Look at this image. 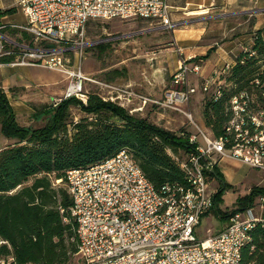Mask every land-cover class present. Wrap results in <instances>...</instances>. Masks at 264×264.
Segmentation results:
<instances>
[{
  "label": "built area",
  "instance_id": "built-area-1",
  "mask_svg": "<svg viewBox=\"0 0 264 264\" xmlns=\"http://www.w3.org/2000/svg\"><path fill=\"white\" fill-rule=\"evenodd\" d=\"M24 21H10L19 36L2 32L0 21V65H40L67 74L64 92L52 105L68 97L86 103L85 83L99 82L80 67L70 69L63 55L88 44L86 27L91 19L145 18L173 29L168 0H14ZM253 54V52H251ZM250 54V55H251ZM11 56L10 60L2 57ZM232 61L213 75H205L203 59L182 56L159 99L138 95L161 108L181 111L197 129L182 132L192 146L183 156L168 152L184 172V182L160 188L144 175L131 153L116 154L86 167L66 171L72 197L71 215L76 222L78 264H243L241 251L250 240V229L264 216L253 206L231 212L221 229L199 238L196 227L213 206V167L221 158L239 160L264 171V64L249 79V85L234 91L227 105L225 133L205 132L194 120L189 104L197 91L214 98L236 86L227 81ZM199 77L200 81L194 80ZM128 96L134 93L126 91ZM60 179H56L58 183ZM264 209V195L259 196ZM255 205V204H254ZM4 242V240H0ZM0 264H17L12 253Z\"/></svg>",
  "mask_w": 264,
  "mask_h": 264
},
{
  "label": "trees",
  "instance_id": "trees-1",
  "mask_svg": "<svg viewBox=\"0 0 264 264\" xmlns=\"http://www.w3.org/2000/svg\"><path fill=\"white\" fill-rule=\"evenodd\" d=\"M13 11L14 7L0 8V17ZM5 30L18 32L8 22L2 32ZM107 44L97 45L103 48ZM212 49L197 57L204 59ZM262 64L264 35L258 30L250 47L232 61L226 78L236 86L224 89L217 98L212 91L202 98L203 122L214 135L225 133L231 94L248 86ZM71 105L86 115L73 121ZM45 113L48 118L41 126L19 124L6 93L0 89V132L15 140L0 148V240H4L0 242V257L12 253L17 264H66L77 253L72 197L67 187L56 184V179L66 182L69 168L86 167L125 148L154 187L185 180L168 148L188 152L192 146L186 133H182L188 130H169L95 92L88 94L86 103L68 97L49 106ZM212 174L218 179L212 211L223 221L231 212L253 206L255 196L264 195V184L254 185L247 194L236 198L230 210L223 209L219 205L223 194L235 191V185L225 180L217 164ZM30 179L32 182L27 183ZM241 259L243 264H264V221H256L250 229V240L242 248Z\"/></svg>",
  "mask_w": 264,
  "mask_h": 264
},
{
  "label": "rangeland",
  "instance_id": "rangeland-1",
  "mask_svg": "<svg viewBox=\"0 0 264 264\" xmlns=\"http://www.w3.org/2000/svg\"><path fill=\"white\" fill-rule=\"evenodd\" d=\"M14 7L15 11L1 22L24 21L22 13L17 9L14 0H0V8ZM241 18V16H240ZM171 30L145 18H111L91 19L86 27L85 40L88 44L80 50H70L63 56L68 59L66 64L70 69L78 67L97 80L88 81L85 89L90 92L104 94L108 85L132 88L137 92L159 96L168 86L174 71V59L180 57L179 48L171 41ZM4 34L17 38L19 33L5 30ZM219 42L222 39L217 38ZM100 42H107L105 47H99ZM177 56L175 58V55ZM183 54V53H182ZM184 56V55H182ZM6 70L7 75L3 74ZM194 80L199 77L193 76ZM11 83H3V79ZM68 82L67 74L40 65H6L0 67V86L15 112L16 120L25 126L37 127L43 125L48 118L45 109L52 105V99L60 96ZM121 88V87H120ZM206 93L197 91L189 104L194 120L207 133L202 117V98ZM137 105V104H135ZM70 118L77 121L86 114L75 105H71ZM133 114L147 118L169 130H188L197 132L194 125L181 111L161 108L152 102H147ZM15 140L5 138L0 132V148L14 143ZM183 156L181 150L174 152ZM225 180L235 185V191L248 193L254 185L264 184V171L250 167L234 158H224L219 162ZM32 179L27 181L31 183ZM57 185L67 187V182L59 181ZM218 179L210 180V187H217ZM233 191L225 192L220 207L230 210L233 206ZM253 212L260 215L264 209L260 208L259 196L254 197ZM214 211L210 210L202 217L196 227L199 238L217 233L223 226ZM79 256L73 254L66 264H78Z\"/></svg>",
  "mask_w": 264,
  "mask_h": 264
},
{
  "label": "crops",
  "instance_id": "crops-1",
  "mask_svg": "<svg viewBox=\"0 0 264 264\" xmlns=\"http://www.w3.org/2000/svg\"><path fill=\"white\" fill-rule=\"evenodd\" d=\"M168 2L175 23L170 37L179 48L180 57L200 56L206 54L210 47L213 48L203 59L206 76L213 75V72L224 62L233 61L239 52L250 47L256 31L260 30L264 35V0H168ZM217 38L222 39V42ZM176 56L177 53L175 58ZM179 58L174 59L175 68ZM3 66L6 65H0ZM2 73L7 75L6 70ZM3 83L11 82L5 78ZM105 85L108 90L104 94L95 93L104 100H111L125 107L130 113L145 106L138 95L150 99H159L163 96V93L159 96H151L128 87ZM127 90H131L134 94L128 96ZM224 158L218 161V167L219 162ZM219 169L221 170L220 167ZM245 194L247 193L233 191V203L238 196ZM258 216H264V213Z\"/></svg>",
  "mask_w": 264,
  "mask_h": 264
}]
</instances>
